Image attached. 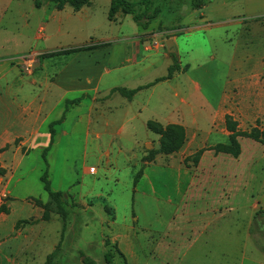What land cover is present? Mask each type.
Masks as SVG:
<instances>
[{"label":"rangeland","instance_id":"rangeland-1","mask_svg":"<svg viewBox=\"0 0 264 264\" xmlns=\"http://www.w3.org/2000/svg\"><path fill=\"white\" fill-rule=\"evenodd\" d=\"M34 1L0 0V65L8 64L0 71V144L8 140L0 164L9 175L17 162L10 192L0 177V205L9 208L0 218L20 220L13 245L24 244L31 264L52 252L51 264L87 257L107 264L108 250L109 264H264V145L241 136L237 158L213 150L228 142L226 115L240 131L264 129V0H206L200 9L182 6L180 16L166 0L145 29L121 13L109 21L110 0H91L71 18L56 13L62 22L48 23L46 39H35L41 11ZM81 46L94 50L42 52L32 75L15 62L28 52ZM175 63L179 69L166 79ZM150 83L131 98L112 91ZM21 104L38 116L16 118ZM148 120L183 125V147L148 161L159 146ZM50 122L56 134L43 153ZM27 131L36 134H21ZM44 171L50 189L62 193L64 230L53 203L45 221L34 202L50 201Z\"/></svg>","mask_w":264,"mask_h":264},{"label":"trees","instance_id":"trees-1","mask_svg":"<svg viewBox=\"0 0 264 264\" xmlns=\"http://www.w3.org/2000/svg\"><path fill=\"white\" fill-rule=\"evenodd\" d=\"M91 0H45L41 2L39 0L34 1L35 7H39L41 4H49L51 7L61 10L65 6H69L73 11H79L81 8L88 6ZM160 2H166V0H136V1H129V0H110L108 15L107 18L109 21H114V16L117 13H121L122 15H129L131 16L132 21L142 27L143 29L148 28L149 24L158 18L159 13L161 12ZM170 3L173 2L175 4V11L177 12L178 16L179 13L182 11V6H185L187 10H196L200 9L205 6L206 0H170ZM168 2V3H169ZM173 30L181 28V25H172L171 27ZM159 30H162V25H159ZM92 49L90 46L79 47V48H72L69 50H62L51 53L53 55H60L68 52H77V51H84ZM174 61H176L175 54L171 53ZM179 65L175 63L173 66L169 67L166 79H171L173 71L178 70ZM160 81V79H157ZM151 86V83L147 86H140L131 90H127L124 88H114L112 91L119 92L121 95L126 97H133L139 90ZM53 125L55 123H52ZM52 124H50V140L48 146L44 149L43 153L46 152L50 145L54 141V135L56 134L52 129ZM146 127L153 133L159 136V146L156 150L150 151L148 154V161L151 160L154 154H162V155H171L173 153L178 152L184 145L186 140V130L185 127L181 124L177 123H168L166 125H162L160 122L154 120H148L146 122ZM225 128L229 133L228 142L227 143H218L213 147L215 154H224L229 155L234 158H237L241 153V146L238 141V137L245 136L252 138L253 140L261 143L264 145V129L259 130L258 128L252 129L250 132L240 131L237 128V122L234 121L231 116H225ZM3 149H0V152ZM195 163L198 161V156H194ZM5 173V169L1 168L0 166V175ZM142 174V168L136 173L134 177V184L138 181L139 177ZM41 182L43 183V189L47 192L50 201L46 202L42 205V203L34 199V202L37 206H42L44 208L42 212V220H49V211L48 207L51 203H53L56 207V211L61 216V221L63 224V230L65 227V220L67 217V212L62 207L63 200H62V193L60 191H52L50 189V182L47 180V172L44 171L40 177ZM0 213H8V209L4 204L0 205ZM20 220L17 222L19 224ZM106 245L108 246L109 243L106 241ZM118 255L122 256V253L118 251ZM113 258V253L110 250L106 251L104 254V261L105 263H111ZM53 259V252L46 256L45 262L43 264H51ZM84 264H98L95 260L91 258H85Z\"/></svg>","mask_w":264,"mask_h":264},{"label":"crops","instance_id":"crops-1","mask_svg":"<svg viewBox=\"0 0 264 264\" xmlns=\"http://www.w3.org/2000/svg\"><path fill=\"white\" fill-rule=\"evenodd\" d=\"M89 6V5H88ZM34 7H35V5H34ZM67 7H69V6H65L63 9H61V10H57V9H55V8H53V7H51V5H49V4H47V3H45V4H41L38 8L37 7H35V8H37V9H39L40 11H41V17H39L38 18V21H37V34H36V36H35V39H46V37H43V35H42V32L43 31H45L46 30V28H47V26H48V23L50 22V21H54V20H56L57 19V21L59 22V24L62 22V17H58V15H55L56 13H61V12H65V14L67 15L66 17L67 18H71L70 16H71V14L72 15H76V14H80L83 10H84V8H86L87 6H85V7H83V8H81L79 11H73L70 7L69 8H67ZM88 8V7H87ZM2 9H3V12L2 13H4V8H1V6H0V12L2 11ZM66 10H67V12H66ZM51 14H53L51 17H50V15ZM65 17V19H67ZM184 28L182 27L181 29H179V30H177V32H179V33H181L182 32V30H183ZM187 29V28H186ZM190 29H193L192 27L190 28ZM194 29H196V28H194ZM54 30H55V33H59L60 32V30H61V25H55V27H54ZM41 34V35H40ZM173 40L175 41V37H173ZM99 43H101V42H99ZM92 44V43H91ZM91 46V45H90ZM81 47H83V46H81ZM62 50H64V48H61ZM61 49H57V51H62ZM72 49V48H71ZM51 49H46V50H40V51H33V52H28V53H26V54H24L23 56H25V55H28V54H30V53H35V54H37L38 55V57L40 58V54H43V53H45V51H49V52H54V51H56V50H54V49H52L53 51H50ZM66 50H69V49H66ZM92 50H94V49H92ZM96 50V49H95ZM56 51V52H57ZM43 52V53H42ZM49 52H46V53H49ZM77 52H85V51H77ZM72 53H76V52H68V53H64V54H60V55H65V54H72ZM53 56H55V55H53ZM40 60V64H39V67L41 66V58L39 59ZM7 68H8V64L7 63H5V64H2V65H0V71L1 72H3V71H6L7 70ZM63 73V70H59L58 71V73H54L53 75H55V74H59L58 76H57V79H56V81H55V83H51L54 87L57 85L56 83H57V80H59L60 79V76H61V74ZM33 73H31V74H29V75H32ZM56 78V77H55ZM33 81L34 82H36L37 80H36V78H34L33 79ZM96 85H98V83L96 84ZM95 85V86H96ZM91 86V85H90ZM89 87V86H88ZM88 87H85L84 89V92H82L81 93V95L82 94H87V91H89V88ZM47 88L48 87H46L45 88V92L47 91ZM114 89V88H113ZM82 97H80V99H81ZM86 98V97H85ZM67 100V99H66ZM133 100H134V98H133ZM39 103H41V100H39ZM25 107V108H24ZM25 111H27L26 113H25ZM23 113H25L29 118H30V120H27L28 119V117L25 119V120H23L21 117H22V115H23ZM63 113V112H62ZM38 115H37V112L36 113H34V111H31V110H29L25 105H15V117L16 118H18L19 120H21V121H28V122H30L33 118H36ZM84 118H79V121L82 123V120H83ZM75 122H78L77 120H75ZM53 122H50L49 124H48V126H49V128H50V124H52ZM170 123H172V122H170ZM173 123H175V122H173ZM167 124V123H166ZM36 132V131H35ZM35 132H32V133H29L28 131L26 132V133H21V134H27L28 135V137H30L31 136V134L32 135H34V134H36ZM50 134V133H49ZM66 135V134H65ZM84 137L85 138H87L88 137V133L87 132H84ZM50 140V139H49ZM6 142H8V140H6V139H4L3 141H2V147L0 146V149H3L1 152H5V147L8 145V144H5ZM0 144V145H1ZM6 154V153H5ZM14 159V158H13ZM15 160V159H14ZM9 165H16V167H17V162H15V164L11 161V164H9ZM0 166H1V168H4L5 169V166H3V165H1L0 164ZM15 167V169H14V171H12L11 172V174H9L8 175V172L9 171H6V169H5V173L3 174V175H0V177H5L6 178V181H5V189L6 190H8L9 192H10V187H11V184H12V181H13V179H14V177H13V175H14V173H15V171H16V168ZM95 171V170H94ZM10 173V172H9ZM12 189V188H11ZM16 204V203H15ZM13 207H14V205H13ZM13 207H10V212H13ZM7 209H8V213H0V215L1 214H4V215H6L7 217H8V214H9V208L8 207H6ZM6 216L5 217H1L0 218V264H31V263H33V261H34V257L33 256H31V254H29V257L27 258V257H25L26 256V254L28 253V252H24L23 251V247H24V244L22 243V246L20 245L18 248L16 247V246H14L13 244H14V241H16V240H18V238L20 239V235H21V233L20 232H18V231H16V230H14L15 229V227H16V225H17V222L15 221V222H13L12 224L11 223H9L8 221H7V219H6ZM185 216V219H184V221H185V223H189L190 222V214L189 215H187V214H185L184 215ZM179 229H181V228H179ZM177 230H178V228H177ZM182 230H184V227H182ZM181 235H183V234H181ZM22 240V239H21Z\"/></svg>","mask_w":264,"mask_h":264},{"label":"built area","instance_id":"built-area-1","mask_svg":"<svg viewBox=\"0 0 264 264\" xmlns=\"http://www.w3.org/2000/svg\"><path fill=\"white\" fill-rule=\"evenodd\" d=\"M40 58L38 57L37 54L35 53H30L28 55L25 56H21L19 58H17L15 60V62H17V65L19 66V68L26 74H30L32 73V71L39 67L40 64ZM94 168L91 167L89 169V172H94Z\"/></svg>","mask_w":264,"mask_h":264},{"label":"water","instance_id":"water-1","mask_svg":"<svg viewBox=\"0 0 264 264\" xmlns=\"http://www.w3.org/2000/svg\"><path fill=\"white\" fill-rule=\"evenodd\" d=\"M165 46H166V48L168 49V51L170 53H173L176 50L174 45H173V40L172 39L167 40L166 43H165Z\"/></svg>","mask_w":264,"mask_h":264}]
</instances>
